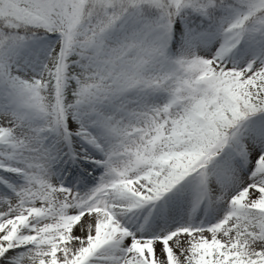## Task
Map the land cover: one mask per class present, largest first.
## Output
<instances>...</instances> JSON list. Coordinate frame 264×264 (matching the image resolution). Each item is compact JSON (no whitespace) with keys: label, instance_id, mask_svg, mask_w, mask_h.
<instances>
[{"label":"snow or ice","instance_id":"6c2138e0","mask_svg":"<svg viewBox=\"0 0 264 264\" xmlns=\"http://www.w3.org/2000/svg\"><path fill=\"white\" fill-rule=\"evenodd\" d=\"M0 264H264V0H0Z\"/></svg>","mask_w":264,"mask_h":264}]
</instances>
